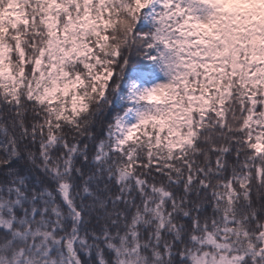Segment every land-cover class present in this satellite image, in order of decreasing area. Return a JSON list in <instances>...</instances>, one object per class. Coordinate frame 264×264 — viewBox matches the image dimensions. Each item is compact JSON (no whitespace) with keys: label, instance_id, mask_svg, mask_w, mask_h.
<instances>
[{"label":"snow or ice","instance_id":"snow-or-ice-1","mask_svg":"<svg viewBox=\"0 0 264 264\" xmlns=\"http://www.w3.org/2000/svg\"><path fill=\"white\" fill-rule=\"evenodd\" d=\"M0 137V264H264V0H0Z\"/></svg>","mask_w":264,"mask_h":264},{"label":"trees","instance_id":"trees-1","mask_svg":"<svg viewBox=\"0 0 264 264\" xmlns=\"http://www.w3.org/2000/svg\"><path fill=\"white\" fill-rule=\"evenodd\" d=\"M108 119H109V109L105 108L104 112L96 118V120L94 121V125L91 129L97 137L103 138V134L106 132V129H107ZM26 123L31 124V117H29V119L26 121ZM10 131H11V129H10ZM17 133H18V130H17ZM0 138H2V137H0ZM28 144H29V141H23L19 144L21 154H23L25 152V146ZM0 154H2V153H0ZM241 158H243V157H241ZM227 160L229 161V163H233L235 160V153L233 152L232 154H230L227 157ZM14 166H16V167L25 166V161L20 160L18 165H14ZM252 202H253V206L256 208H260L262 203H264V202L259 201L257 199V197L255 196V194H253Z\"/></svg>","mask_w":264,"mask_h":264}]
</instances>
